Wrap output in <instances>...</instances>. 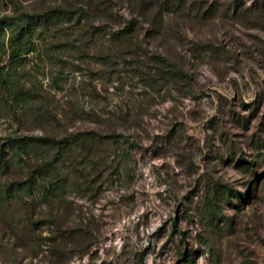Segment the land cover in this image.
<instances>
[{
    "label": "rangeland",
    "instance_id": "obj_1",
    "mask_svg": "<svg viewBox=\"0 0 264 264\" xmlns=\"http://www.w3.org/2000/svg\"><path fill=\"white\" fill-rule=\"evenodd\" d=\"M0 264H264V0H0Z\"/></svg>",
    "mask_w": 264,
    "mask_h": 264
},
{
    "label": "trees",
    "instance_id": "obj_2",
    "mask_svg": "<svg viewBox=\"0 0 264 264\" xmlns=\"http://www.w3.org/2000/svg\"><path fill=\"white\" fill-rule=\"evenodd\" d=\"M72 14L71 12H68V11H60V12H54L53 14L47 16V17H41V16H38L41 20H48L50 18H61V17H64V18H68L69 15ZM10 22V26L12 25H15V23H13L12 21H9ZM12 22V23H11ZM120 34V33H119ZM84 137V138H83ZM83 137H79V136H75L74 139H73V142H82L85 146L86 145H91V143L94 141V138L93 137H87V136H83ZM125 139L126 142H130L131 139H133L134 137H123ZM73 142H70V145H74ZM136 142V140L134 139V143ZM102 143L106 144L107 143V139H104L102 140ZM93 147V146H92ZM89 154V153H88ZM91 155H89L90 157ZM93 157V156H92ZM90 157V158H92Z\"/></svg>",
    "mask_w": 264,
    "mask_h": 264
}]
</instances>
